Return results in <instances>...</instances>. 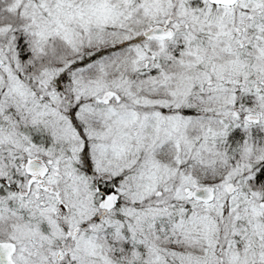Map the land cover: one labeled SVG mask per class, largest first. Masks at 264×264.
<instances>
[{
    "label": "snow or ice",
    "instance_id": "6c2138e0",
    "mask_svg": "<svg viewBox=\"0 0 264 264\" xmlns=\"http://www.w3.org/2000/svg\"><path fill=\"white\" fill-rule=\"evenodd\" d=\"M0 264H264V0H0Z\"/></svg>",
    "mask_w": 264,
    "mask_h": 264
}]
</instances>
